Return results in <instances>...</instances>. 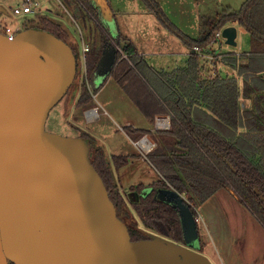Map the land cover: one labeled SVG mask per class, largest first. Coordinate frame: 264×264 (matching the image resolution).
<instances>
[{"label":"trees","instance_id":"1","mask_svg":"<svg viewBox=\"0 0 264 264\" xmlns=\"http://www.w3.org/2000/svg\"><path fill=\"white\" fill-rule=\"evenodd\" d=\"M143 1L166 28L191 48L210 49L215 33L228 22L243 26L250 33V50L242 52L239 58L234 51L221 53L222 60L236 69V74L204 75L202 56L196 51L190 54L186 67L172 72L155 70L129 36L120 31L115 36L111 34L91 0H64L78 23L90 28V39L85 35L90 43L85 70L81 44L64 21L42 13L36 15L39 25H27L53 32L73 47L78 72L68 92L78 87V93L72 106L87 108L92 105L99 87L92 88L91 79L109 40L122 49L117 48L110 75L124 86L148 118L154 121L156 115L171 116L169 128L137 130L139 136L148 133L157 143L148 153V159L160 173L154 188L137 201L128 200L113 171L112 164L119 167L128 158L123 155L110 157L93 135L81 134L90 142L92 161L109 189L119 217L128 224L134 240L158 233L185 243L179 210L172 203L159 199L157 189L172 187L186 196L197 218V207L225 188L264 225V0H245L238 10L225 8L215 16H203L197 38L171 21L157 0ZM241 57L247 60L242 62ZM243 98L250 102L247 106H243ZM200 105L209 112L201 110ZM72 106L68 103L69 109ZM131 129L128 128L130 132ZM142 187L140 184L133 189L141 191ZM200 243L202 247L201 233Z\"/></svg>","mask_w":264,"mask_h":264},{"label":"water","instance_id":"2","mask_svg":"<svg viewBox=\"0 0 264 264\" xmlns=\"http://www.w3.org/2000/svg\"><path fill=\"white\" fill-rule=\"evenodd\" d=\"M93 1L117 35L107 0ZM0 12L8 13L1 3ZM222 35L237 45L236 26ZM117 51L106 41L92 76L97 87ZM77 72L73 47L53 32L27 27L14 39L0 32V264H212L199 250V224L182 194L157 189L179 210L185 243L158 233L134 240L92 161L90 142L46 128ZM77 93L78 87L71 106Z\"/></svg>","mask_w":264,"mask_h":264},{"label":"crops","instance_id":"3","mask_svg":"<svg viewBox=\"0 0 264 264\" xmlns=\"http://www.w3.org/2000/svg\"><path fill=\"white\" fill-rule=\"evenodd\" d=\"M91 1L96 5L93 0ZM199 1L201 0H197V3ZM107 2L114 16L117 18L119 31L131 38L138 51L155 70L172 72L178 68L187 66L190 54L195 50L185 44L178 35L166 28L158 20L156 14L142 0H115V3L114 0H107ZM175 4H177V7H175L176 9L173 8V10H176L175 13L180 14V16L196 13L195 18H197L199 25L193 27L194 29H191L193 31L188 30L192 27L186 28L180 21L177 23L173 22L186 34L197 38L200 34V20L203 16H208L205 13L207 9L204 7L202 9L191 8L184 12L182 5ZM118 16L122 18L118 19ZM123 16L131 18V21L124 22ZM214 51L212 53L206 51L203 56L204 58L202 57L203 74L206 76L217 72L236 74V69L234 70L222 60L223 56L220 54L223 51H219V54H215ZM234 52L238 58L242 53L240 51ZM206 57H210V59L214 57V65L208 66L205 60ZM240 60L245 62L247 58L241 57ZM96 81L98 80L96 79ZM90 85L92 88L97 87L93 79H91ZM99 85V89L95 93L94 101L90 107H98L101 115L97 120L92 121V123H98V127L95 124L90 131L110 157L113 155H123L128 158L119 167H115L112 164L113 171L118 184L123 187L121 190L126 194L128 200L137 201L141 195L150 192L154 188L153 184L160 179L159 171L149 162L148 153L137 144V141L144 136H148L152 140L154 139L148 133L139 136L137 130L146 129L155 131L157 129L156 121L158 117L167 116L170 118L171 123V116L170 114L156 115L154 121L148 118L132 100L124 86L113 75L109 74ZM242 101L245 102L244 106L250 103L245 98ZM199 108L205 112H209L205 106L200 105ZM200 115L205 118L204 114L200 113ZM115 116L117 117L115 118ZM76 118L77 123L75 124L81 125L84 121V116L77 113ZM85 118L89 122L86 116ZM108 124L112 125L111 129L107 128L109 127ZM128 128H132L131 132ZM140 184L143 186L141 191L133 189ZM125 187H130V189L125 190ZM160 188L175 190L172 187L165 186ZM223 189L230 197L232 195L236 201L229 202L231 200L228 199V194H224L222 191V196L215 193L200 205V207L207 210L213 229L211 241L203 243L202 247L200 245V251L210 258L212 264H264L263 223L230 190ZM215 195L218 197L213 202L212 199ZM223 197H226V201H222ZM200 216H202L201 219L203 220L202 213ZM234 217L245 219L242 221L248 226L249 232L243 234L241 230L234 229L232 226V219ZM197 221L198 223L200 222L199 219Z\"/></svg>","mask_w":264,"mask_h":264},{"label":"rangeland","instance_id":"4","mask_svg":"<svg viewBox=\"0 0 264 264\" xmlns=\"http://www.w3.org/2000/svg\"><path fill=\"white\" fill-rule=\"evenodd\" d=\"M20 1L21 0H0V3L3 4L8 9V13L0 12V32L4 33L7 25L18 27V24H20V28L24 29L27 27V25H35L36 26V25L40 24L39 18H36V16H33V15L29 16L28 18L26 17L28 20H26L24 18H20V20L16 21L17 17L13 12V8ZM39 1L43 2V4H42L43 14H49L51 16H54V17L60 19L61 21H64L69 26L71 31L75 34V36L78 38L79 43H80L81 32H80V29H79L78 25L76 24V22L73 21V19L70 17L69 13L71 12V8L68 7L66 4H64L63 0H39ZM157 1L160 3L161 7L163 9H165L164 11L166 12L167 16L170 18L171 21H175L176 23L180 21V23L182 25H184V27H186V28L192 27V28L188 29V30H191V29H194L193 27H196L199 25V23H197V18H195L196 13H193L192 15L190 14V15L180 16V14L175 13L176 10L175 11L173 10V8L177 7V4H175V3L182 5L184 8V12L190 10L191 8L202 9L204 7L205 9H207L205 13H207L208 16L209 15L215 16V15L219 14L221 11H223L225 8H229L230 10H238L242 6V4L245 0H201L198 3H197V0H157ZM114 3H115V0H114ZM183 3H186V4H183ZM198 9H196V10L198 11ZM193 11H195V10H193ZM170 15H171V17H170ZM120 18H122V17L118 16V19H120ZM123 18H124V22L125 21H131V18H129L127 16H123ZM116 22H117V18H116ZM200 22H201V20H200ZM80 24H81L80 25L81 28L84 30L83 31L85 33L84 35H86L87 38L90 39V35H91L90 28L85 27L82 24V22H80ZM231 25H234L238 28L237 45L228 44L226 42L225 37L222 36L221 38H219V40L217 42H215L214 44L211 45V48L213 50H201L200 52H198L196 50L195 51L198 52L202 57L204 56V53L206 51L212 53V51L215 50L214 51L215 54H219V51L226 52V51H230V50L240 51V52L249 51L250 46H251V44H250V33L247 32V30L243 26L239 25L237 22H228L225 26L222 27L221 30L223 31L224 28H226L227 26H231ZM117 27H118V22H117ZM191 31H193V30H191ZM214 52H213V54H214ZM212 58L213 59H210V57L205 58L208 66L214 65L215 59H214V57H212ZM240 82H241V84L243 83L242 79H240ZM69 94H70V92H67V94L51 108L49 115H48L46 128L49 131L58 132L62 135H66V136H78L84 132H87L90 135H92L90 129L92 127H94L95 124L98 127V123H92V121H89V122L86 121L85 111L87 109H85V108H81V107L79 108V107H76L74 105L71 109H69V107H68V103L70 101V95ZM242 104L244 106L245 102L242 101ZM77 113L84 116V118H83L84 121L81 123V125L75 124V123H77L76 122L77 121V118H76ZM116 117L117 116H115V118ZM108 125H109V127H107V128L111 129L112 125L111 124H108ZM79 126H80V128H79ZM147 156H148V154H147ZM149 162H151V161H149ZM159 178H160V175H159ZM120 187L123 189V187L121 185H120ZM129 189H130V187H125V190H129ZM222 191L224 194H228V193H225L226 191H224V189L218 191V193L216 192V194H218L219 196H222ZM148 193H146V194H148ZM227 196H228V199L231 200L229 202H235L236 201V199L232 195H231V197L233 199L230 197L229 194ZM217 197H218L217 195L214 196V198L212 199L213 202L216 200ZM185 198L187 200L186 196H185ZM222 201H226V197L225 198L223 197ZM197 212H198L197 219H199V221H200L198 224L200 226V233H201L202 241H203V243L209 242V241H211V237L213 236V233H212L213 229H212L211 221L209 219V214L207 213V210H205L204 208H202L200 206L197 207ZM201 213L203 215V220L201 219L202 216H200ZM232 220H233L232 226L234 229L241 230L243 232V234L245 232H249L248 226H246V224H244L242 221L245 219H240V218L238 219V218L234 217V219H232ZM248 220H250V219L248 218Z\"/></svg>","mask_w":264,"mask_h":264},{"label":"built area","instance_id":"5","mask_svg":"<svg viewBox=\"0 0 264 264\" xmlns=\"http://www.w3.org/2000/svg\"><path fill=\"white\" fill-rule=\"evenodd\" d=\"M63 3H64V0H63ZM42 4H43V2H41L39 0H21L13 8V12L17 17L16 21L20 20V18H24V19L28 20L27 18L31 15L36 16L38 14H42L43 13ZM69 14H70V17L73 19V21H75L76 24L78 25L80 32H81L80 44H81V51H82V64H83L84 70H85V68H86V53L90 50V43L87 41L80 24L74 18L72 12H70ZM21 30L22 29L20 28V24H18V27L7 25L4 33L10 39H14L16 37V35L19 33V31H21ZM222 36H223L222 30L217 31L215 33L214 37L212 38L211 42H210V47H209L210 49H208V50H212L211 45L214 44L215 42H217L219 40V38H221ZM116 48H118L119 50L122 51V49L119 46H116ZM193 48H194V50H196L198 52L201 51V49L198 46H194ZM85 115L89 121H94L100 117L101 113H100L98 107H90L85 111ZM170 124H171L170 118L167 116H161V117L157 118V121H156L157 129L169 128ZM137 144L146 153H149L156 146L157 143L154 140L150 139L148 136H144L137 141ZM184 198H185V196H184Z\"/></svg>","mask_w":264,"mask_h":264},{"label":"flooded vegetation","instance_id":"6","mask_svg":"<svg viewBox=\"0 0 264 264\" xmlns=\"http://www.w3.org/2000/svg\"><path fill=\"white\" fill-rule=\"evenodd\" d=\"M74 91V90H73ZM73 92H71L69 95H70V99H71V95H72ZM76 99V98H75ZM70 102V101H69ZM75 102V101H74ZM89 107H87L86 109H88ZM11 264V262H10Z\"/></svg>","mask_w":264,"mask_h":264}]
</instances>
